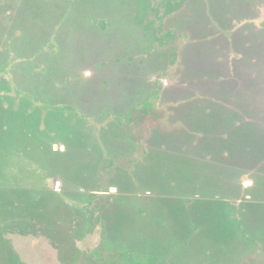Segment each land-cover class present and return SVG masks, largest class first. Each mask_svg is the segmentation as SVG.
Segmentation results:
<instances>
[{"label":"rangeland","instance_id":"374dc122","mask_svg":"<svg viewBox=\"0 0 264 264\" xmlns=\"http://www.w3.org/2000/svg\"><path fill=\"white\" fill-rule=\"evenodd\" d=\"M0 264H264V0H0Z\"/></svg>","mask_w":264,"mask_h":264}]
</instances>
